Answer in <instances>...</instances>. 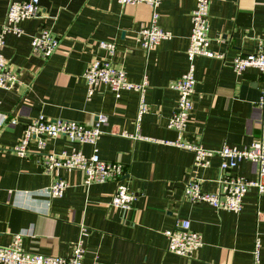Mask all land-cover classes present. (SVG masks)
Masks as SVG:
<instances>
[{
    "label": "crops",
    "instance_id": "1",
    "mask_svg": "<svg viewBox=\"0 0 264 264\" xmlns=\"http://www.w3.org/2000/svg\"><path fill=\"white\" fill-rule=\"evenodd\" d=\"M10 1L0 0V30ZM40 4L42 15L24 18L23 32L7 33L4 46L19 79L12 88L0 87V246L24 232V248L45 254L69 257L81 241L87 263L254 264L259 237L264 264V192L250 188L240 212L218 210L207 202L191 203L184 198L188 178L199 179L206 192L217 191L221 159L215 156L210 166L198 168L193 151L166 143L180 139L219 149L224 143L248 146L260 136L263 73L255 66L238 73L233 60L264 43V0H212L210 47L224 55L196 57L194 108L181 135L168 127L179 97L171 82L189 65L196 0L160 1L158 23L172 36L149 50L138 37L153 11L145 1L40 0ZM43 27L60 37L57 50L47 58L32 52V36ZM101 40L117 43L115 59L131 80L139 82L147 76L149 111L139 129L155 140L122 135L137 130L138 90L123 89L117 96L100 83L88 96L83 75L88 62L109 55ZM100 113L107 122L97 141L98 153L104 160L124 164V182L136 195L127 212L110 205L116 181L88 186L80 170H58L57 177L70 186L60 197L49 195L53 176L42 164L44 154L75 148L91 155L95 147L91 143L61 135L48 138L44 149L31 142L26 157L14 152L32 118L45 115L91 125ZM231 172L249 179L258 175L250 160L241 161ZM183 218L203 238L192 257L170 252L164 233Z\"/></svg>",
    "mask_w": 264,
    "mask_h": 264
},
{
    "label": "built area",
    "instance_id": "2",
    "mask_svg": "<svg viewBox=\"0 0 264 264\" xmlns=\"http://www.w3.org/2000/svg\"><path fill=\"white\" fill-rule=\"evenodd\" d=\"M119 1L122 3L145 1L152 7L153 11L149 22L143 25L138 33L139 40L146 50L153 48L161 39L172 36L170 30L163 28L158 23L159 11L157 6L161 0ZM211 2L212 0H196V5L191 13L192 28L187 48L189 65L181 76L171 82V86L178 91L179 97L168 122V127L177 131L180 135L186 131L194 108L196 57L205 55L222 58L224 55L212 50L210 47L209 16ZM41 15L40 0L10 1L0 30V87L12 88L19 79L18 73L9 66L4 53L6 34L9 32L21 34L23 32L21 21L24 18ZM31 44L34 54L47 58L57 50L60 37L53 30L43 27L33 34ZM99 44L109 52V55L95 57L88 62L83 73L88 84V96L93 94L100 83L110 87L117 96L121 95L123 89L138 90L140 96L136 117L137 130L133 133L122 131V135L134 139L155 140L144 136L139 129L143 115L149 111V104L145 98V88L148 84L147 76H144L139 82L131 80L124 66L115 59L117 43L101 40ZM249 66L258 67L263 73V85L258 99V107L261 111V134L258 138L254 139L248 146L239 147L224 143L219 149H208L201 145H192L180 139L166 141V143L193 151L195 154L194 164L198 168L210 166L215 156H219L221 159L222 176L218 181L217 191L206 192L203 190L199 179L193 176L188 178L184 186V198L191 203L207 202L218 210L240 212L244 207V197L250 188L254 187L259 192H264V43L257 51L238 54L233 60V67L238 73L243 72ZM2 119H5V116ZM106 122L107 116L102 113L98 114L97 120L91 125L70 119H51L45 115H39L26 124L23 136L14 147V152L26 157L30 152L31 142L34 141L39 149H44L48 138L61 135L68 137L73 142L91 143L95 146L91 155H86L75 148L70 152L44 154L42 164L45 171L53 176L49 195L60 197L70 186L65 178L57 177L58 170H80L84 175V184L88 186L93 183L116 181L117 187L110 205L122 212H127L136 200V195L124 182V164L119 161L104 160L98 153L97 141L103 133L102 125ZM243 160H250L256 164L258 175L255 179L245 178L231 172ZM164 233L168 240V250L177 255L192 257L203 244L202 235L192 229L189 219H177L174 227L165 230ZM25 235L26 233L20 232L15 235L11 244L0 246V262L4 264H99L84 261L85 249L81 241L75 246L71 256L64 257L27 250L23 246ZM260 246V238L257 237L253 250L254 264H261Z\"/></svg>",
    "mask_w": 264,
    "mask_h": 264
}]
</instances>
